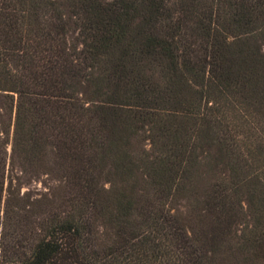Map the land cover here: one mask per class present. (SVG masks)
Wrapping results in <instances>:
<instances>
[{"label": "trees", "instance_id": "obj_1", "mask_svg": "<svg viewBox=\"0 0 264 264\" xmlns=\"http://www.w3.org/2000/svg\"><path fill=\"white\" fill-rule=\"evenodd\" d=\"M0 264H264V0H0Z\"/></svg>", "mask_w": 264, "mask_h": 264}, {"label": "rangeland", "instance_id": "obj_2", "mask_svg": "<svg viewBox=\"0 0 264 264\" xmlns=\"http://www.w3.org/2000/svg\"><path fill=\"white\" fill-rule=\"evenodd\" d=\"M39 188H41V184L39 185Z\"/></svg>", "mask_w": 264, "mask_h": 264}]
</instances>
